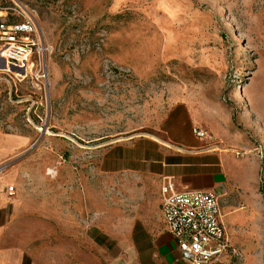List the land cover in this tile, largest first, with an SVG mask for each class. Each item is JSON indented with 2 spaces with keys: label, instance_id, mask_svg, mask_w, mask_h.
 <instances>
[{
  "label": "rangeland",
  "instance_id": "rangeland-1",
  "mask_svg": "<svg viewBox=\"0 0 264 264\" xmlns=\"http://www.w3.org/2000/svg\"><path fill=\"white\" fill-rule=\"evenodd\" d=\"M15 1L35 12L51 46L45 86L0 71V133L31 138L15 156L21 186L8 184L30 242L50 256L66 249L58 213L73 209L81 258V224L102 212L109 228L135 185L100 170L104 150L165 135L164 120L184 102L205 123L202 148L222 146L242 163L240 199L224 222L244 244L238 258L244 250L264 264V0Z\"/></svg>",
  "mask_w": 264,
  "mask_h": 264
},
{
  "label": "crops",
  "instance_id": "crops-1",
  "mask_svg": "<svg viewBox=\"0 0 264 264\" xmlns=\"http://www.w3.org/2000/svg\"><path fill=\"white\" fill-rule=\"evenodd\" d=\"M204 124L200 115H192L187 104L178 103L163 122L165 135L156 136L158 139L139 137L130 142H116L104 150L100 170L114 177H130V183L135 185L124 188L126 207L121 216L109 223V228L103 226L106 216L102 212L94 220L81 224L82 234L76 237L82 243L81 258H75L73 209L58 213L67 216L63 229L68 233L62 243L66 249H59L52 256L43 248L37 249L38 240L30 242L27 222H17L21 198L11 197L7 187L12 183L21 186L26 171L15 156L29 146L31 138L0 133V264H187L180 258L177 242L167 231L161 214L163 178H171L179 192H217L223 216L224 210L232 208L229 203L239 198L236 188L244 185L239 158L222 146L202 148L210 136L198 138L192 133L193 128ZM238 195L243 197L239 191ZM226 229L230 246L240 250L244 244L239 237L232 242L227 226ZM16 232L21 239L18 244ZM241 255L238 258L229 249L213 264H259L246 251H241ZM49 259L51 262H47Z\"/></svg>",
  "mask_w": 264,
  "mask_h": 264
},
{
  "label": "built area",
  "instance_id": "built-area-1",
  "mask_svg": "<svg viewBox=\"0 0 264 264\" xmlns=\"http://www.w3.org/2000/svg\"><path fill=\"white\" fill-rule=\"evenodd\" d=\"M51 46L38 16L15 0L0 5V60L6 63L4 73L14 69L21 80L46 85L49 79ZM22 74V75H21ZM196 137L209 136L208 131L193 128ZM9 195L13 186L7 187ZM161 214L167 231L175 238L180 258L187 264H213L226 251L238 257L230 246L224 222L220 195L215 191H176L169 177L161 184Z\"/></svg>",
  "mask_w": 264,
  "mask_h": 264
},
{
  "label": "water",
  "instance_id": "water-1",
  "mask_svg": "<svg viewBox=\"0 0 264 264\" xmlns=\"http://www.w3.org/2000/svg\"><path fill=\"white\" fill-rule=\"evenodd\" d=\"M6 68V63L3 59H1V64H0V68Z\"/></svg>",
  "mask_w": 264,
  "mask_h": 264
},
{
  "label": "trees",
  "instance_id": "trees-1",
  "mask_svg": "<svg viewBox=\"0 0 264 264\" xmlns=\"http://www.w3.org/2000/svg\"><path fill=\"white\" fill-rule=\"evenodd\" d=\"M0 5H2V4H0Z\"/></svg>",
  "mask_w": 264,
  "mask_h": 264
}]
</instances>
